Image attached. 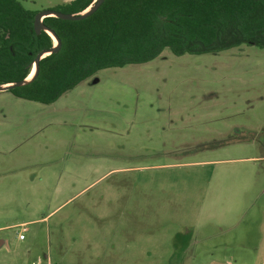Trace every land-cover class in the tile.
<instances>
[{"label":"rangeland","instance_id":"374dc122","mask_svg":"<svg viewBox=\"0 0 264 264\" xmlns=\"http://www.w3.org/2000/svg\"><path fill=\"white\" fill-rule=\"evenodd\" d=\"M21 1L39 12L71 0ZM254 155L264 156L257 45L164 49L102 69L51 104L0 90V264H130L113 247L127 238L122 193L146 202L136 206L146 247L136 264H209L207 245L239 208L233 179L264 164ZM257 191L255 179L245 212Z\"/></svg>","mask_w":264,"mask_h":264},{"label":"trees","instance_id":"16d2710c","mask_svg":"<svg viewBox=\"0 0 264 264\" xmlns=\"http://www.w3.org/2000/svg\"><path fill=\"white\" fill-rule=\"evenodd\" d=\"M95 0H71L53 9L86 10ZM37 11L21 0H0V84L23 80L54 38L34 27ZM45 24L61 40L43 57L17 97L51 104L98 71L147 63L164 49L176 55L219 52L243 43L264 47V0H105L81 20L56 16Z\"/></svg>","mask_w":264,"mask_h":264},{"label":"crops","instance_id":"0c3cea01","mask_svg":"<svg viewBox=\"0 0 264 264\" xmlns=\"http://www.w3.org/2000/svg\"><path fill=\"white\" fill-rule=\"evenodd\" d=\"M247 158L251 162H258L262 161L264 156L254 155L248 156ZM255 179L258 182V191L255 196L256 200L255 203L252 202L255 205V209L252 208V203H250V207H248V210H250L245 212L243 209H247V204L245 205L243 200L245 201L248 193L252 191L253 181ZM226 180L230 179L226 178ZM233 181L239 185L237 188L240 190V198L239 200L238 198L236 199V202L239 201V208L234 211H227L228 214L222 217V220L226 224H222L221 229L216 232L218 234V241L212 246L207 245L208 257L210 259L209 264H264V164H261V168L257 171V174H255L254 166L251 169L244 170L243 168V171L240 170L238 176ZM122 195L120 199H117L116 203L117 207L122 208V215L118 214L126 221V227H122L121 230L125 232L127 228V238L124 236L125 243L119 244L115 236L113 239V247L118 252L117 255L121 256L122 259L123 257L129 256L131 260L129 263L136 264L139 258L136 257L135 251L146 250V247L142 246L143 242L140 240L141 237L138 239V233L135 231L136 206L140 205L144 208L146 202L137 204L134 196H125L123 193ZM145 211L144 209L143 216H145ZM252 211L257 215L254 220L248 219ZM247 221L250 222L248 223L251 226L250 228L243 227V224L245 222L247 223ZM130 240L134 242L132 241V243ZM203 248L205 247L201 245V249ZM122 250H126L127 252L123 253ZM194 264H199V262H195Z\"/></svg>","mask_w":264,"mask_h":264},{"label":"water","instance_id":"95a60500","mask_svg":"<svg viewBox=\"0 0 264 264\" xmlns=\"http://www.w3.org/2000/svg\"><path fill=\"white\" fill-rule=\"evenodd\" d=\"M104 1L105 0H95L94 3H92L86 10L78 12V13H68V12H63V11L56 10L53 8L44 9L42 11L37 12L34 18V27H35L36 32L38 34H40L42 31L48 32L55 39L56 43L51 49L41 51L36 56L35 60L31 63V66H33L35 70L34 75L32 77L29 78L28 76L27 78L23 80H19V81L8 83V84H0V90H10L14 87L22 86V85H25L31 82L39 71L41 59L48 54L57 52L60 49L61 40L57 36L55 31L49 28L45 24L44 22L45 17L56 16L58 18L66 19V20H81V19H84L92 15L95 11H97V9L103 4Z\"/></svg>","mask_w":264,"mask_h":264},{"label":"bare ground","instance_id":"6f19581e","mask_svg":"<svg viewBox=\"0 0 264 264\" xmlns=\"http://www.w3.org/2000/svg\"><path fill=\"white\" fill-rule=\"evenodd\" d=\"M34 71H35V70H34V68H33L31 74L29 75V78L32 77V76L34 75Z\"/></svg>","mask_w":264,"mask_h":264},{"label":"built area","instance_id":"2783aa9c","mask_svg":"<svg viewBox=\"0 0 264 264\" xmlns=\"http://www.w3.org/2000/svg\"><path fill=\"white\" fill-rule=\"evenodd\" d=\"M54 41H55V39H54ZM55 43H56V41H55ZM24 230H26V229H24ZM20 238L23 239L24 238V235L23 234H20Z\"/></svg>","mask_w":264,"mask_h":264}]
</instances>
